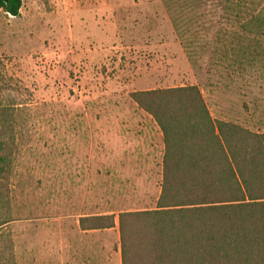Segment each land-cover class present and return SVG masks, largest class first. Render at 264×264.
Masks as SVG:
<instances>
[{
  "label": "rangeland",
  "instance_id": "rangeland-1",
  "mask_svg": "<svg viewBox=\"0 0 264 264\" xmlns=\"http://www.w3.org/2000/svg\"><path fill=\"white\" fill-rule=\"evenodd\" d=\"M202 13L215 25L199 26ZM185 85L214 118L264 132V0L0 9V141L11 158L0 175V264H65L79 225L118 232L121 246L120 212L163 208L164 134L133 97ZM154 217L127 220L132 241ZM139 256L157 264L149 241Z\"/></svg>",
  "mask_w": 264,
  "mask_h": 264
},
{
  "label": "trees",
  "instance_id": "trees-1",
  "mask_svg": "<svg viewBox=\"0 0 264 264\" xmlns=\"http://www.w3.org/2000/svg\"><path fill=\"white\" fill-rule=\"evenodd\" d=\"M21 6L22 0H0L11 15ZM213 21L202 13L199 26ZM133 98L164 134L163 208L119 213L122 263H145L139 252L149 241L157 264H264V132L214 118L197 85ZM4 147L0 141V175L11 163ZM149 213L155 214L145 224L149 236L143 230L132 241L127 220Z\"/></svg>",
  "mask_w": 264,
  "mask_h": 264
},
{
  "label": "crops",
  "instance_id": "crops-1",
  "mask_svg": "<svg viewBox=\"0 0 264 264\" xmlns=\"http://www.w3.org/2000/svg\"><path fill=\"white\" fill-rule=\"evenodd\" d=\"M64 256L65 264H123L119 233L111 236L103 229L79 225L71 236L67 233Z\"/></svg>",
  "mask_w": 264,
  "mask_h": 264
}]
</instances>
